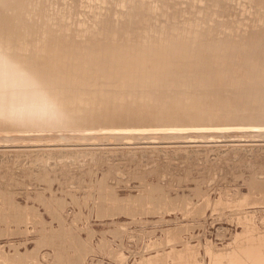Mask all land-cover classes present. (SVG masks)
I'll list each match as a JSON object with an SVG mask.
<instances>
[{
  "label": "rangeland",
  "instance_id": "rangeland-1",
  "mask_svg": "<svg viewBox=\"0 0 264 264\" xmlns=\"http://www.w3.org/2000/svg\"><path fill=\"white\" fill-rule=\"evenodd\" d=\"M73 1L30 0L28 10L37 2L59 18L68 9L72 27L93 31L98 18L83 10L97 13L98 6L108 16L140 3L139 14H128L132 21L159 13L202 22V3L226 1L221 8L239 22L236 34L253 31L254 48L264 52V0H247L249 9L246 0ZM12 2L0 0L2 35L22 14ZM17 22L13 30L27 32ZM40 144H0V264H264L263 138Z\"/></svg>",
  "mask_w": 264,
  "mask_h": 264
},
{
  "label": "bare ground",
  "instance_id": "bare-ground-1",
  "mask_svg": "<svg viewBox=\"0 0 264 264\" xmlns=\"http://www.w3.org/2000/svg\"><path fill=\"white\" fill-rule=\"evenodd\" d=\"M12 3L22 14L0 34V144L264 139V52L254 48L253 31L236 34L241 27L226 20V1L202 3V22L159 13L132 21L128 14L141 10L136 2L108 16L98 6L97 13L83 10L98 18L93 31L72 27L68 9L51 18L46 5ZM16 21H25L27 32L16 33Z\"/></svg>",
  "mask_w": 264,
  "mask_h": 264
}]
</instances>
